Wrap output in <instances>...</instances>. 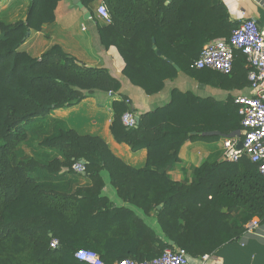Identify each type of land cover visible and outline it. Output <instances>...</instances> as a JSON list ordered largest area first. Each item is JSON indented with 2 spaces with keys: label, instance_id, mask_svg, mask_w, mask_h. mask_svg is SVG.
Returning a JSON list of instances; mask_svg holds the SVG:
<instances>
[{
  "label": "trees",
  "instance_id": "16d2710c",
  "mask_svg": "<svg viewBox=\"0 0 264 264\" xmlns=\"http://www.w3.org/2000/svg\"><path fill=\"white\" fill-rule=\"evenodd\" d=\"M59 1L29 0L25 20L0 23V264H88L75 258L80 248L96 252L104 264L142 261L172 248L169 242L196 258L237 238L253 217L262 219L264 177L245 156L205 161L192 169L190 182L167 175L185 141H216L242 130L234 97L220 101L171 84L167 103L140 112L133 127L124 126L122 114L134 109L121 78L107 66L78 65L57 44L38 57L20 49L28 31L55 20ZM93 1L80 0L84 6ZM101 1L110 21L98 27L99 45L116 47L124 61L121 76L145 95L159 93L179 75L222 89L249 86L240 50L233 52L229 74L192 66L207 41L227 38L238 24L221 1ZM94 91L120 96L111 103L109 131L130 151H146L143 167L125 163L100 136L73 128L40 141L61 158L19 157L32 121ZM76 161H84L83 173L72 170ZM102 171L124 202L146 214L154 210L162 238L131 209L102 195ZM81 177L87 185L78 184Z\"/></svg>",
  "mask_w": 264,
  "mask_h": 264
},
{
  "label": "crops",
  "instance_id": "0c3cea01",
  "mask_svg": "<svg viewBox=\"0 0 264 264\" xmlns=\"http://www.w3.org/2000/svg\"><path fill=\"white\" fill-rule=\"evenodd\" d=\"M63 1L60 0L59 3ZM218 1L224 4L230 20L236 21V23H238L243 10L247 17L256 21L264 36V0ZM64 3L61 7L57 6L58 13L60 9L73 11L70 7L71 0ZM101 3V0H95L85 6L86 10L90 12V17L87 19L83 18V12L79 9L80 15L76 16L75 22H63L56 17L53 22L43 24L38 31L30 30L20 49L32 57H38L51 46L57 44L64 52L76 57L84 64L92 66L103 64L107 66L114 75L121 78V91L128 96L129 105L134 109L133 113L136 116L140 112L167 103L169 99L168 88H164L153 95H145L140 89L130 85L123 75L121 76L124 61L116 47L110 46L106 50L100 47L98 27L107 24L103 18L96 14V8ZM28 6L29 0H0V23L8 25L19 20H25ZM186 81L190 83L189 89L195 91L199 96L213 97L220 101L225 100L228 95L235 97L251 94L249 86L222 89L194 79H186ZM173 83L170 82L168 86ZM119 97L115 93L94 91L75 105L53 109L45 117L32 121L29 125L27 140L18 145L19 157H33L41 162L49 161L52 158H61L62 156L58 150L44 147L40 145V141L45 134H47L45 136H48L57 133L60 129L73 128L81 134L100 136L108 144L111 151L125 163L134 167H143L146 161V151L132 152L128 145L117 143L110 134L111 103L113 99ZM233 136L238 137V139L241 138L240 130L228 136H221L216 141H185L178 152L179 161L173 163L167 170L168 177L173 181L186 180L190 182L194 167L205 161L213 162L224 158L223 140L226 137ZM38 172H33V175L38 174ZM101 174L104 180L102 195L106 196L116 207L131 209L158 237L162 238L163 233L154 215V210L146 214L141 208L124 202L117 195L116 189L110 184L108 173L102 171ZM78 181L79 185L88 184L85 177L79 178ZM255 218L258 219L257 227L248 231L246 226L251 227L250 222ZM243 228L244 230L237 238L222 244L213 253L208 254L206 260L202 259L203 255L196 258L188 257L189 264H202V262L204 264H264V217L262 219L253 217L243 225ZM172 246L173 249L183 251L175 247L174 243Z\"/></svg>",
  "mask_w": 264,
  "mask_h": 264
},
{
  "label": "built area",
  "instance_id": "2783aa9c",
  "mask_svg": "<svg viewBox=\"0 0 264 264\" xmlns=\"http://www.w3.org/2000/svg\"><path fill=\"white\" fill-rule=\"evenodd\" d=\"M96 14L107 23L110 21L103 2L97 6ZM234 50H240L245 56L249 68L247 80L251 94L234 97L241 117V138L226 137L222 143L223 156L228 161H237L245 156L257 166L258 172L264 177V36L260 27L242 10L237 26L232 29L229 36L207 41L192 66L196 69H210L229 74ZM121 121L124 126L131 128L136 124V115L132 111H125ZM239 142L242 144L241 147H238ZM71 168L76 173H82L85 165L82 161H76ZM250 225L251 227L246 226L248 231L257 227L258 219L251 220ZM57 244V239L50 241L52 248ZM74 256L88 264H104L99 255L90 249L80 248L74 252ZM207 257L208 254H205L202 259L206 260ZM112 264H189V258L183 251L166 247L158 256L149 260L123 258Z\"/></svg>",
  "mask_w": 264,
  "mask_h": 264
},
{
  "label": "rangeland",
  "instance_id": "374dc122",
  "mask_svg": "<svg viewBox=\"0 0 264 264\" xmlns=\"http://www.w3.org/2000/svg\"><path fill=\"white\" fill-rule=\"evenodd\" d=\"M64 2H69V0H64L63 2L58 3L59 5H57V6L61 7L63 4H65ZM70 4H71L70 7H72V10H73L70 12L66 9H60V11L58 13V7L56 8V11H55L56 17L59 20H61L63 22H70V23L76 21V16L80 15V11H79L80 8H78L75 4H72V0H71ZM173 85L180 88V89H189V87H190L189 81L187 82L186 79H184L183 76H181V75H179V77L174 81ZM167 88L169 89L170 86L167 85L166 89ZM48 126H49V124H48ZM52 131H54V130H52ZM49 133H50V131H49ZM45 135H47V134H45ZM222 160H225V159L222 158L221 160H218V161H222Z\"/></svg>",
  "mask_w": 264,
  "mask_h": 264
},
{
  "label": "water",
  "instance_id": "95a60500",
  "mask_svg": "<svg viewBox=\"0 0 264 264\" xmlns=\"http://www.w3.org/2000/svg\"><path fill=\"white\" fill-rule=\"evenodd\" d=\"M72 4H75L78 8H80L81 9V11L83 12V18L84 19H87L88 17H90V12H88L87 10H86V7L80 2V0H72ZM29 34V31L27 32V35ZM78 65H82V62H80V61H77L76 62ZM86 66H88V67H91L92 65H87V64H85ZM139 121V117L138 116H136V122H138ZM241 142H239L238 143V147H241ZM83 163H84V161H82ZM83 173V172H82ZM159 207V206H158ZM170 244L172 245L173 243L172 242H170Z\"/></svg>",
  "mask_w": 264,
  "mask_h": 264
}]
</instances>
